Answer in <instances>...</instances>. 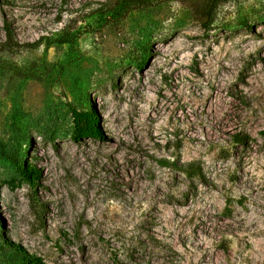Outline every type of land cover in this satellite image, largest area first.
I'll return each instance as SVG.
<instances>
[{
  "label": "rangeland",
  "instance_id": "1",
  "mask_svg": "<svg viewBox=\"0 0 264 264\" xmlns=\"http://www.w3.org/2000/svg\"><path fill=\"white\" fill-rule=\"evenodd\" d=\"M203 5L0 0V264H264V0Z\"/></svg>",
  "mask_w": 264,
  "mask_h": 264
},
{
  "label": "trees",
  "instance_id": "2",
  "mask_svg": "<svg viewBox=\"0 0 264 264\" xmlns=\"http://www.w3.org/2000/svg\"><path fill=\"white\" fill-rule=\"evenodd\" d=\"M204 5L201 7L202 17L206 19L204 27L208 28L216 16V11L219 6L230 0H202ZM71 117L73 124V131L71 138L78 142L86 138L103 139L104 135L100 126V118L93 106L89 110H77L71 108ZM249 136L238 133L234 136V142L247 146ZM16 167L24 181L31 185H35L41 177V170L31 165L28 161L22 159L15 161ZM13 185V182H9ZM5 244L14 249L23 258L26 264H46L43 259L35 255L26 253L19 245L10 241L4 240Z\"/></svg>",
  "mask_w": 264,
  "mask_h": 264
}]
</instances>
